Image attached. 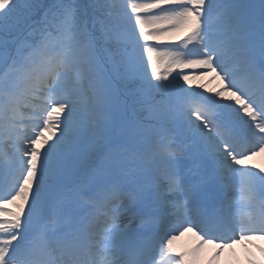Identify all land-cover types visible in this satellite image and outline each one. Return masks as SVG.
<instances>
[{
	"label": "snow or ice",
	"instance_id": "snow-or-ice-1",
	"mask_svg": "<svg viewBox=\"0 0 264 264\" xmlns=\"http://www.w3.org/2000/svg\"><path fill=\"white\" fill-rule=\"evenodd\" d=\"M260 155L264 0H0V264L264 239Z\"/></svg>",
	"mask_w": 264,
	"mask_h": 264
},
{
	"label": "rangeland",
	"instance_id": "rangeland-1",
	"mask_svg": "<svg viewBox=\"0 0 264 264\" xmlns=\"http://www.w3.org/2000/svg\"><path fill=\"white\" fill-rule=\"evenodd\" d=\"M201 83H204L207 85V87L212 88L213 87V80L210 77H206L203 80H197L194 81L193 84L195 85H199ZM47 135V134H46ZM262 160V163L257 164L261 167H264V155H260L257 156ZM256 158V157H255ZM250 163H253L252 161ZM256 164V163H254ZM194 240V239H192ZM191 240V241H192ZM189 246V239L186 237L184 238H180L176 243H175V247L178 250H183L186 249ZM215 257L212 258V260L210 261L208 258L207 259H203L200 260V264H248V259L246 260V256L244 255V253H232L229 254L227 257H222L221 255L216 259L215 261ZM264 264V262L262 263Z\"/></svg>",
	"mask_w": 264,
	"mask_h": 264
},
{
	"label": "bare ground",
	"instance_id": "bare-ground-1",
	"mask_svg": "<svg viewBox=\"0 0 264 264\" xmlns=\"http://www.w3.org/2000/svg\"><path fill=\"white\" fill-rule=\"evenodd\" d=\"M217 86V82L215 80H213V87L215 88ZM254 161V160H252ZM255 163H259L258 161H254ZM188 237L190 236L189 234H186ZM194 237V236H193ZM195 243V237L194 240H192L189 243V246L186 249L191 248V246ZM253 244L258 245L260 247H264V239H258V238H254L252 243H236L235 245H233L232 249H228L225 248L223 250V252H221L223 254L224 257H227L229 254H232L234 252H238L240 249H244L247 251L248 254H255L254 259L260 261V262H264V254H262L257 247H253ZM185 249V250H186ZM250 250V251H249ZM217 251V249L213 246H206L203 254L201 256V258L205 257V255H207L208 258H213L214 257V253Z\"/></svg>",
	"mask_w": 264,
	"mask_h": 264
}]
</instances>
